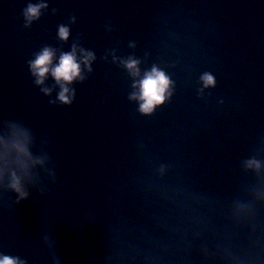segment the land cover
<instances>
[{
  "label": "water",
  "instance_id": "1",
  "mask_svg": "<svg viewBox=\"0 0 264 264\" xmlns=\"http://www.w3.org/2000/svg\"><path fill=\"white\" fill-rule=\"evenodd\" d=\"M45 3L26 27L24 10ZM75 17V22H73ZM70 29L67 41L59 26ZM135 45L132 47L131 45ZM95 54L71 106L29 62ZM140 60L174 82L151 115L129 99ZM215 88L203 97L200 76ZM52 89L46 95L41 89ZM223 101V103H221ZM27 130L29 197L0 184V256L26 264H264V0H0V138ZM166 171L161 173V166ZM54 173V177H53ZM251 205L237 215L235 205Z\"/></svg>",
  "mask_w": 264,
  "mask_h": 264
},
{
  "label": "clouds",
  "instance_id": "2",
  "mask_svg": "<svg viewBox=\"0 0 264 264\" xmlns=\"http://www.w3.org/2000/svg\"><path fill=\"white\" fill-rule=\"evenodd\" d=\"M45 3L29 4L24 10V16L27 21L26 27H30L34 20L40 18L41 10L47 8ZM75 22V17H73ZM70 35V29L65 25L59 26L58 36L61 40L67 41ZM135 47V45H131ZM82 54L77 56V46L73 45L72 51L61 53L59 63L53 64L56 56V50L51 47H44L36 54L35 59L30 61V69L33 76L36 78L35 83L38 86H43L49 74L54 78L61 91L58 94L57 100H52L50 103L71 106L75 100V90L70 87L74 81L80 80L83 82L86 77L82 74V64L87 67L89 72L92 71L91 64L95 60V54L86 51L83 48L79 49ZM113 59L118 61L134 78L133 91L129 99L139 102V112L144 115H151L155 112L158 106L163 105L173 95L174 82L169 75L161 70L158 66L153 65L151 70L143 73L141 77V69L139 67L141 61L135 57L120 59L113 53ZM202 87L198 89L201 97H203L206 89L215 88L217 81L211 72H205L200 76ZM46 95H51L52 89L42 87L41 89ZM223 103V101H221ZM12 129L10 139L0 138V184L6 189L14 191L18 195V202L29 197V192L25 187V180L31 179V169L37 165L43 166L45 158H34L29 151V145L32 143L30 133L19 127L16 124H11ZM245 167L250 170H255L258 174L264 170V162L255 158L244 162ZM161 173L166 171L165 166H161ZM54 177V173H53ZM257 199L264 200V188L257 189L255 192ZM236 214H249L251 205L242 202H237L235 205ZM230 259L243 264V257L230 255ZM0 264H26L25 261L11 256H0Z\"/></svg>",
  "mask_w": 264,
  "mask_h": 264
}]
</instances>
